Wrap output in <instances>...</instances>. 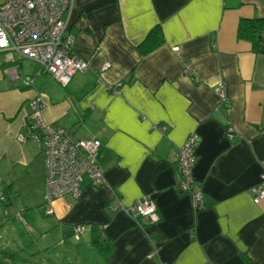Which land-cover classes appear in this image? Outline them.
I'll list each match as a JSON object with an SVG mask.
<instances>
[{
    "label": "crops",
    "instance_id": "obj_1",
    "mask_svg": "<svg viewBox=\"0 0 264 264\" xmlns=\"http://www.w3.org/2000/svg\"><path fill=\"white\" fill-rule=\"evenodd\" d=\"M263 17L264 0H74L68 32L90 65L66 87L49 74L36 89L11 79L13 67L23 77L40 67L0 53V245L5 218L19 212L37 244L27 233L23 243L13 238L14 250L29 243L36 257L1 247L0 264H264V199L255 204L252 194L264 183V53L238 38L241 20ZM157 25L165 43L141 56ZM37 92L47 123L101 142L106 184L87 183L80 200L56 203L58 216L43 210L41 146L18 141ZM193 133L201 210L177 190L179 149ZM143 197L155 201L157 223L122 210Z\"/></svg>",
    "mask_w": 264,
    "mask_h": 264
},
{
    "label": "built area",
    "instance_id": "obj_2",
    "mask_svg": "<svg viewBox=\"0 0 264 264\" xmlns=\"http://www.w3.org/2000/svg\"><path fill=\"white\" fill-rule=\"evenodd\" d=\"M74 0H0V53L14 62L20 59L36 63L40 70L35 75L21 76L17 67L9 70L13 80L22 79L34 89L37 77L42 74L53 76L63 87H66L77 73L89 69V61L80 57L74 50L75 37L68 32L73 11ZM178 50V48H175ZM110 67L107 63L102 68ZM120 85L114 87L119 92ZM222 103L229 108L222 84L218 85ZM31 116L28 122V133H19L18 141L25 143L32 140L38 143L45 159V190L43 210L46 216H58L56 203L66 197L80 200L85 185L101 187L106 184L104 171L98 162L101 142L98 139H76L72 132L58 129L47 123L43 117L46 106L43 96L37 92L31 101ZM166 127L163 128V131ZM232 128L228 124L227 134L232 137ZM198 134H191L179 149L180 182L177 190L192 197L196 210L205 205V195L193 176L197 162L196 150L199 146ZM255 204L264 199V183L252 189ZM7 197L0 187V205ZM122 210L136 221L146 219L150 223L159 221L158 209L151 197H143ZM19 218L23 221L21 213ZM84 227L74 229L76 239L80 238Z\"/></svg>",
    "mask_w": 264,
    "mask_h": 264
},
{
    "label": "trees",
    "instance_id": "obj_3",
    "mask_svg": "<svg viewBox=\"0 0 264 264\" xmlns=\"http://www.w3.org/2000/svg\"><path fill=\"white\" fill-rule=\"evenodd\" d=\"M238 38L250 42L256 53H264V17L241 20L238 26ZM164 43L165 37L162 28L157 25L138 46V51L141 56H147Z\"/></svg>",
    "mask_w": 264,
    "mask_h": 264
},
{
    "label": "rangeland",
    "instance_id": "obj_4",
    "mask_svg": "<svg viewBox=\"0 0 264 264\" xmlns=\"http://www.w3.org/2000/svg\"><path fill=\"white\" fill-rule=\"evenodd\" d=\"M44 190H45V183H44ZM43 202H44V195H43ZM2 211L3 210L0 207L1 215H2ZM4 224H5V229H3L4 230L3 232L5 233L4 234L5 235V237H4L5 243L3 241L4 247L0 245V248L2 247L4 249V252L8 251L11 253H16V256H14V257H36L33 253V250H35V248H37L36 241H34V239H32L30 237V235H28V232H27L26 228L24 227L23 221L18 217V213H17V215L13 214V215L5 218ZM23 233H27L26 237L29 239L31 238L32 243L34 244L33 250H31V248H29V243H27L28 245H25V246H28V247H26L27 249L26 248L24 249V247H20V250H14L15 249L14 248L15 247L14 242L12 243V241H14L13 238L17 239L18 243L21 241H22V243L27 241V240L23 239L24 238ZM25 250L28 252V254H27V252H26V254L24 253ZM38 253H39V251H38ZM40 254H41V252H40ZM19 259L20 258H17V260H18L17 264H19ZM13 262H16V261H13Z\"/></svg>",
    "mask_w": 264,
    "mask_h": 264
}]
</instances>
